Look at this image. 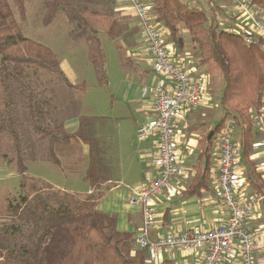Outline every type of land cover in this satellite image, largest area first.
<instances>
[{"label": "trees", "instance_id": "trees-1", "mask_svg": "<svg viewBox=\"0 0 264 264\" xmlns=\"http://www.w3.org/2000/svg\"><path fill=\"white\" fill-rule=\"evenodd\" d=\"M153 5L157 21L178 40L179 26L189 32L200 60L215 63L224 79L222 105L232 108L235 124L242 126L239 154L247 179L264 194V178L251 160L254 128L252 112L261 106L264 86V50L242 39L219 33L206 14L179 0H146ZM45 23L64 14L72 25L70 36L87 41L89 59L98 80L106 83V56L99 41L103 33L117 41L126 32L115 16L111 0H40ZM264 5V0H257ZM15 10L26 15L24 0H0V164L14 167L22 177L21 194L13 197L0 218V264H152L146 251L134 246V235L120 232L114 215L101 212L97 204L100 187L110 178L104 141L97 134L103 117L80 116L79 127L69 132L59 118L54 98L31 74L45 71L69 88L71 83L58 56L45 45L26 37ZM57 96V91L53 92ZM224 115L214 132L224 128ZM208 134L203 141L206 166L198 172L185 195L206 187L210 168ZM81 145L89 147L85 182L87 194L59 189L28 175L30 162L72 167L83 157ZM163 264H171L166 261Z\"/></svg>", "mask_w": 264, "mask_h": 264}, {"label": "crops", "instance_id": "crops-1", "mask_svg": "<svg viewBox=\"0 0 264 264\" xmlns=\"http://www.w3.org/2000/svg\"><path fill=\"white\" fill-rule=\"evenodd\" d=\"M205 2L214 10L219 11L222 16H225L228 12L226 10L227 7L235 10L232 1L205 0ZM116 3V6L118 5L116 8L117 12H120L122 17L131 18L129 23L124 24L126 32L120 39H124L129 47L125 50V57L129 60V68H126V71H129V73L125 77L127 86L122 93V103L130 107L132 118L129 119L127 117L117 124L113 120L107 119V123L97 129L98 136L104 141L106 161L110 167V178L103 185L106 187L102 190V197L97 204V208L101 212L112 214L116 217L117 228L120 232L135 235L143 226V214L139 206L131 204V198L134 196L135 191L150 183L157 173V165L155 163L156 140L150 139L145 142H139L136 132L140 125L151 118L155 101L154 88L163 77L153 69L151 58L145 50V34L128 0H117ZM232 13L238 14L237 12ZM179 29L181 33V28ZM183 32L189 35L187 30H182ZM180 33L177 41H173L171 36L169 38L170 50L174 58L180 64L190 67L196 76H204L211 83V78L197 61L195 53L181 45ZM64 72L71 83L74 84L76 80L69 76L66 71ZM207 75L208 77H206ZM145 89L149 91L147 95H144ZM208 94L205 95L207 98L199 109L195 111L182 109L175 121L179 145V171L175 182L181 186V191L175 197H170L164 192L153 201L155 223L151 229V238L154 240L170 233L180 234L189 229L207 230L215 225L225 224L228 220V214L222 205L218 189L219 156L217 150L213 147V139L221 130L217 132L210 130L208 132L210 135L212 133L211 138L210 135L208 138L209 141L212 139V142L209 145L210 168L206 173V187L191 195H185L186 191L192 186L197 173L202 172L206 166L205 144L201 138L202 124L198 119L207 118L208 112H211L209 110L213 108L211 88ZM75 117L70 116L64 120L65 127L69 132H75L79 127V119L75 123H69L70 119ZM255 133L256 138L250 158L257 167L259 174L264 178L263 171H259V166L261 165L260 153L264 151L261 144L264 142V136H260L257 131ZM234 139L239 157L237 165L240 197L243 200H247L253 196H264L248 181L247 171L239 154V138ZM81 149L87 161L82 174L83 180L89 166V147L81 145ZM7 168L9 167L6 164H0V176L4 173H9ZM11 171L16 170L13 167ZM83 181L85 182V180ZM52 185L64 190L57 184ZM88 186V189L83 194L91 191V185L89 184ZM250 227L258 242L259 264H264V206L262 216L253 219L250 222ZM206 253L205 247L195 251H166L159 254L156 259H151L148 256V260L152 264H163L166 261L171 264H201ZM220 264H240L239 257L238 255L227 257Z\"/></svg>", "mask_w": 264, "mask_h": 264}, {"label": "built area", "instance_id": "built-area-1", "mask_svg": "<svg viewBox=\"0 0 264 264\" xmlns=\"http://www.w3.org/2000/svg\"><path fill=\"white\" fill-rule=\"evenodd\" d=\"M179 1L188 8L203 11L209 24L219 33L238 37L246 45L259 46L264 50V5L258 4L257 0H227L232 1L235 10L227 7L225 16L207 5L205 0ZM128 3L145 34V50L151 58L153 69L163 77L154 88L151 118L140 125L136 132L139 142L156 140L157 173L150 183L135 191L131 198V204L139 206L143 214V226L134 235L135 248L146 251L151 259H156L166 251H195L205 247L207 253L201 264H220L233 255H238L240 264H259L258 242L250 222L262 216L264 196L243 200L239 195V157L232 128H222L213 139V147L219 156L218 189L228 214L227 222L207 230L189 229L156 240L151 238L155 223L153 201L164 192L175 197L181 191V186L175 182L179 171L175 121L182 109L195 111L204 104L207 98L204 94L206 85L202 81L208 82V78L196 76L190 68L174 58L170 50V31L157 21L152 4L146 0H128ZM148 92L145 89L144 95ZM252 125L260 136H264V86L261 106L252 112ZM261 144L264 145V142ZM262 159L263 165L259 166V171L264 173V156Z\"/></svg>", "mask_w": 264, "mask_h": 264}, {"label": "rangeland", "instance_id": "rangeland-1", "mask_svg": "<svg viewBox=\"0 0 264 264\" xmlns=\"http://www.w3.org/2000/svg\"><path fill=\"white\" fill-rule=\"evenodd\" d=\"M24 1L26 6L25 18L22 19L18 11L15 10L16 18L23 28L24 35L45 45L55 53L60 59L64 71L76 80L74 85L76 87L79 86L77 88H69L60 83L55 76L45 71L31 70V74L54 98L56 111L58 112L56 116L63 118V120L70 116H76L70 119V124L78 121L80 116L103 117L113 120L116 124L127 117L131 119L130 107L122 103V93L127 86L125 77L129 73V71H126V68H129V60L125 57V50L129 48L126 41L124 39L114 41L103 33L99 34V41L106 56V83L101 84L98 80L96 69L89 59L86 39H75L70 36L72 25L65 15L60 14L53 22L46 24L44 9L40 0ZM111 1L115 2L114 5L117 4V0ZM115 13V18L122 24L131 21L129 17H122L120 12L116 11ZM180 28L181 45L195 53L197 61L211 78L210 84L205 80L202 81L206 85L204 94L207 95L211 88L213 108L209 110L211 112H208L207 118L198 119L202 124L201 138L204 141L208 132L210 130L214 131L223 116L227 114L230 117L224 124V128H232L234 138H240L242 126L239 123L235 124L233 118H231L235 114L234 109L225 108L221 103L225 84L220 69L212 61L200 60L201 57L196 51L191 36L184 32L182 33V30L185 29L182 26ZM54 91H57V96L54 95ZM253 132L256 136L255 130ZM262 146L264 149V145ZM262 156H264V153H260V163L263 165ZM74 164L72 167H57L46 162H30L27 173L31 177L43 179L51 184H57L64 188L65 191L82 195L89 187V184L83 181L84 178L82 180V174L87 164L84 155L81 157V162L75 160ZM12 168L10 166L7 168L9 173H4L0 176V218L6 215L9 201L21 194L19 187L22 177L16 171H11ZM105 187L101 186L100 191L104 190Z\"/></svg>", "mask_w": 264, "mask_h": 264}, {"label": "water", "instance_id": "water-1", "mask_svg": "<svg viewBox=\"0 0 264 264\" xmlns=\"http://www.w3.org/2000/svg\"><path fill=\"white\" fill-rule=\"evenodd\" d=\"M211 136H212V133H211V135H210V138H211Z\"/></svg>", "mask_w": 264, "mask_h": 264}]
</instances>
